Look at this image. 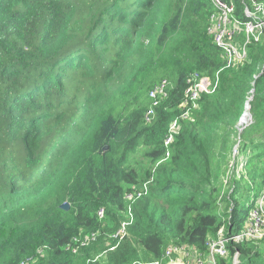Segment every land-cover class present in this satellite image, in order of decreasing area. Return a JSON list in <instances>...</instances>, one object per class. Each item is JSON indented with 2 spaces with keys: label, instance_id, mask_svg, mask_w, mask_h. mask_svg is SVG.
Returning <instances> with one entry per match:
<instances>
[{
  "label": "trees",
  "instance_id": "1",
  "mask_svg": "<svg viewBox=\"0 0 264 264\" xmlns=\"http://www.w3.org/2000/svg\"><path fill=\"white\" fill-rule=\"evenodd\" d=\"M226 2L249 20L251 0ZM216 13L211 0H0V264H169L180 259L170 246L205 255L222 228L243 229L260 191L242 203L234 181L222 214L219 171L252 97L240 148L255 149L264 185V34L227 68L209 33ZM195 76L219 85L186 104ZM164 80L168 97L148 122ZM228 249L217 264L237 251L264 264L258 242Z\"/></svg>",
  "mask_w": 264,
  "mask_h": 264
},
{
  "label": "built area",
  "instance_id": "2",
  "mask_svg": "<svg viewBox=\"0 0 264 264\" xmlns=\"http://www.w3.org/2000/svg\"><path fill=\"white\" fill-rule=\"evenodd\" d=\"M217 13L212 17L213 27L209 33L214 36V41L219 46L226 60V67L229 68L238 62L244 61L248 56V45L252 42H259L264 34V3L262 0H251L252 7L245 9V15L249 17L247 22L234 18L235 7L228 4L226 0H211ZM240 32V33H239ZM244 33L245 40L238 43V35ZM219 85V79L214 82L208 77L198 78L195 76L189 81V87L186 90V104L188 102L196 103L201 94H213ZM169 83L164 80L150 91L149 97L153 101L152 107L146 114L147 121L150 122L155 115V109L168 97ZM250 113V112H249ZM177 127L175 122L170 130L165 145L169 147L173 141V132ZM170 157L167 152L166 159ZM148 193V186L145 185L139 191H134L126 196L131 204L135 203L141 197ZM100 219L105 216V210L98 212ZM134 215L131 206L128 209L127 219L122 222L119 230L113 236L119 242L128 235V227L133 223ZM98 233H92L83 238L76 239L77 248L86 247L98 240ZM242 242H263L264 243V185L263 190L255 201V205L250 209L243 229L229 236H224V228L219 231V237L208 242L209 252L202 255L194 253L185 247L170 246L167 249V256L177 254L179 260L171 259L169 264H217L219 258L228 257V246L233 243ZM206 258V259H204ZM207 262V263H206ZM153 264H160L155 262Z\"/></svg>",
  "mask_w": 264,
  "mask_h": 264
},
{
  "label": "rangeland",
  "instance_id": "3",
  "mask_svg": "<svg viewBox=\"0 0 264 264\" xmlns=\"http://www.w3.org/2000/svg\"><path fill=\"white\" fill-rule=\"evenodd\" d=\"M244 40H245V35L244 33H242L241 42H243ZM241 42H240V34H239L238 43H241ZM251 100H252V97L249 98V101ZM252 123H253V119L250 114V117L248 118L247 122H244L243 125L238 124L236 126L237 134L233 135V141L235 144L233 146L232 152L228 154L226 160L224 161V164L222 165L219 171L218 186L220 188V196L218 198V207H219V211L222 212V214L228 208V205L225 202V197L226 196L229 197L230 194L233 192V189H234L233 182L234 181H236L239 184V187L242 190V192L240 191V193H238V198L240 199V202L242 203L246 202V197H248L249 195L253 199L252 195L254 193L259 192V191L261 193L263 190V185L261 184L262 179L260 177H257L256 175L257 173L256 171H254L255 167H253L257 163L256 160H253V154L255 153V149L251 147L249 148L248 152L245 154V152H242L240 148V142L242 140L241 134L246 128L250 127ZM218 149H220V142L217 141L216 151ZM136 158L140 159L141 156L137 155ZM235 162L236 164H234ZM228 191H229V194L227 195ZM213 240H214L213 238L210 239V241H213ZM258 245H259L258 250L262 252L264 255V243L259 242ZM224 258H227V257H224ZM232 262H233V259H232ZM240 264H245V263H242L241 261Z\"/></svg>",
  "mask_w": 264,
  "mask_h": 264
},
{
  "label": "water",
  "instance_id": "4",
  "mask_svg": "<svg viewBox=\"0 0 264 264\" xmlns=\"http://www.w3.org/2000/svg\"><path fill=\"white\" fill-rule=\"evenodd\" d=\"M247 109H250V101H248L247 104H246L245 111H244V113H243V115H242V117H241V119H240V121H239V124H240V125H241V123H242V118H243L245 112L247 111ZM61 207H62V209L66 210V211H68V210L70 209V205H69V203H65V204H63ZM240 262H241V261H240V253L237 251V252L234 254V256H233V264H240Z\"/></svg>",
  "mask_w": 264,
  "mask_h": 264
},
{
  "label": "bare ground",
  "instance_id": "5",
  "mask_svg": "<svg viewBox=\"0 0 264 264\" xmlns=\"http://www.w3.org/2000/svg\"><path fill=\"white\" fill-rule=\"evenodd\" d=\"M248 112H245L243 118H242V123L241 125H243L244 122L248 121V118L250 117V113H249V109H247Z\"/></svg>",
  "mask_w": 264,
  "mask_h": 264
}]
</instances>
